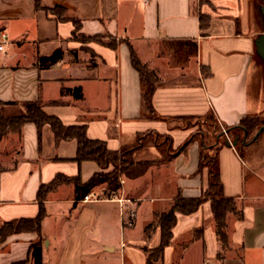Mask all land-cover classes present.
Wrapping results in <instances>:
<instances>
[{"label":"crops","instance_id":"crops-1","mask_svg":"<svg viewBox=\"0 0 264 264\" xmlns=\"http://www.w3.org/2000/svg\"><path fill=\"white\" fill-rule=\"evenodd\" d=\"M39 3L0 0V41L3 34L8 37L5 51H0V114L19 116L23 104L41 102L47 114L65 125H87L88 137L105 141L112 151L133 148L139 136L151 132L170 138L177 150L157 162L163 158L158 146L135 149L134 164L122 175L115 198L95 192L77 203L73 183L49 194L44 264L52 249L60 253L58 264H103L108 260L104 258L118 253L121 264H147L142 247L157 248L161 228L147 238L145 226L179 195L204 201L192 214L177 213L172 243L156 264H264V154L247 158L244 148L223 137L205 145L203 136L194 137V129L177 123V118L213 116L217 124L233 128L264 112L263 81L257 71L263 60L257 39L264 34V20L257 16L254 0ZM57 6L67 9V20L57 21L47 13ZM201 14L210 17L207 30L201 29ZM72 19L81 21L80 33L87 37L110 34L123 42L116 49L98 41L85 43L73 37ZM126 42L160 78L152 107L161 119L152 118L145 108L140 75ZM83 47L95 56L84 53ZM57 50L63 59L41 67L39 59ZM77 87L82 88V99L67 92ZM77 150L76 140H57L50 125L43 127L41 142L32 122L21 134L6 135L0 143V224L36 217L39 187L58 174L87 182L102 171L96 162H76ZM203 155L217 157L224 195L235 198L243 215L227 217L230 246L223 259L212 200L206 198L210 171L201 164ZM130 211L135 217L128 224ZM51 219L58 223L52 235L44 226ZM95 229L100 233L93 234ZM37 240L36 233L10 236L0 246V264H34L30 249Z\"/></svg>","mask_w":264,"mask_h":264},{"label":"trees","instance_id":"trees-1","mask_svg":"<svg viewBox=\"0 0 264 264\" xmlns=\"http://www.w3.org/2000/svg\"><path fill=\"white\" fill-rule=\"evenodd\" d=\"M37 6L40 7L39 0H35ZM47 13L54 17L57 21H65L67 17V9L62 6H57L55 8H47ZM75 25V30L73 32L74 38L87 37L80 33L81 21L79 19H72ZM200 24L202 30H207L210 25V17L205 14L200 15ZM89 41H98L112 49H116L119 43L123 41L117 40L112 35H96L94 37H87ZM88 41V42H89ZM85 43H87L85 41ZM130 51V58L132 66L139 73L143 102L147 111L151 114L152 118L161 119L160 116L154 113L152 107V97L160 82V78L156 71L149 69L146 64H144L133 45L126 42ZM194 52L197 51V44H194ZM64 57V53L61 50H57L53 55L48 57H41L39 63L41 67H48L56 64ZM204 70V68H203ZM66 89H63V94ZM67 92L72 93L76 99H82V88L77 87L74 89H68ZM24 113L19 116L6 117L0 114V143L2 139L11 133H22V129L26 123L32 122L37 126L39 141L41 142L42 130L45 125H50L57 140H76L78 143L77 156L75 161L79 164L85 161L96 162L102 169L101 172L95 174L87 182H83L80 176L69 177L63 174H58L53 181L48 184H42L39 187L37 194V201L40 206V211L36 217L32 218H20L10 221H3L0 224V246L3 245L7 239L15 234L20 233H36L38 235V240L31 246L30 253L33 258L34 264H44L43 257V246L45 241V236L43 234V222L48 215L47 211V201L49 194L55 192L60 186L64 184L75 185V200L76 202L83 201L86 196L90 195L93 190L103 184L107 185L106 195L111 198L116 195L121 188V178L122 175L128 170L130 166L134 164L133 152L131 150L112 151L107 147V143L102 140H93L88 137L87 125H65L62 120L55 115L47 114L41 102H30L23 104ZM209 117V116H207ZM206 117V118H207ZM214 119L213 116H210ZM192 119L191 117L177 118V123L179 127L186 128L182 126L181 121ZM211 124L217 127V122L213 121ZM262 126H260L261 128ZM229 130L227 134L223 135V139L227 143L231 140L232 144L239 147L240 136L250 133V128L248 125V119L244 120L241 126L233 128H225ZM223 131H219L221 134ZM218 134V135H219ZM226 137V138H225ZM168 140L170 138L166 137ZM218 138V136H217ZM242 138V147L245 146ZM230 139V140H228ZM249 142V141H247ZM186 143L182 148V151L188 147ZM241 149V148H240ZM170 159V158H168ZM120 162V165L119 163ZM201 164L209 167L210 171V184L207 192L206 198L212 200L213 215L216 223V232L218 240L221 246V251L219 252V258L223 259V252L227 250L230 246L229 240V226L227 223V217L229 213H235L238 217L242 218L243 215L237 210V203L235 198H228L224 195L223 184L221 182L220 170L217 157H207L203 155ZM110 165L114 166V169L105 172ZM203 198H185L181 195L172 202L171 207L164 212L156 213L155 220L145 226V234L147 238H151L153 231L160 227L161 228V243L157 248L151 249L147 246L142 247V250L146 253L147 264H156L164 259L165 249L171 245L173 240V229L177 223V213L192 214L196 212L201 204L203 203ZM202 231V230H199ZM21 264H27L23 262Z\"/></svg>","mask_w":264,"mask_h":264},{"label":"rangeland","instance_id":"rangeland-1","mask_svg":"<svg viewBox=\"0 0 264 264\" xmlns=\"http://www.w3.org/2000/svg\"><path fill=\"white\" fill-rule=\"evenodd\" d=\"M254 8H255V12L258 13L257 16L259 17L260 21L263 22V20H264V0H254ZM105 35L107 36L109 34H105ZM79 38L82 41H86V42L89 41V39L87 37H79ZM162 47H166V46L163 45ZM83 48H84L83 49L84 53H87V55H89V56H90V54H92L93 57L95 56L87 47H83ZM65 57H67L66 58L67 60H69V58H70L69 56H65ZM91 62L93 63L94 61L92 60ZM258 62H257L258 63L257 71L260 74L261 79L263 81L262 87H263V93H264V61L262 59H259ZM147 67L149 69H151L149 66H147ZM262 100L264 102V95L262 97ZM255 116H258V117H253V118L248 119V125L250 128V133H248L247 141H250L255 136V134L260 129V126H264V112H262L261 114L255 115ZM213 121H215V120L209 116L207 118L206 117L192 118V119L181 121V123H182V126H186V128H192L195 130L194 137H197L200 135L203 136L204 140H205V145H207L208 143L215 142V140L217 141V136H219L218 132L221 130L222 131L225 130V128L223 126H221L220 124L217 125L218 128L211 125L214 123ZM240 137L241 138L239 140V146H240L241 150H242V148H244L243 152L247 158H250L252 153L257 154L258 156L261 154H264V135H262L257 140L256 144L250 148L248 147L249 145L247 147H246V145L242 147L241 141H242L243 135H241ZM228 140H230V139H228ZM135 145H136L135 146L136 148L135 147L126 148L125 150H131L132 152H134L135 149L141 148L142 146H145V147H149V146H153V145L158 146L159 149L161 150V152L163 153V158H160L161 160H157V162H162L165 159H167L168 157L177 153V150L172 149V147L170 146V141L165 136H160V135H157L153 132L139 136V139ZM167 152H169L168 156H167ZM118 163L120 165V162H118ZM110 168H112V170H113L114 166L110 165V167L108 169H110ZM108 169L105 170V172L111 171ZM106 188H107L106 184H103V185L96 187L93 190V192L91 193L92 197H93V193L95 194V192H99L100 196H103V195L105 196L106 193H105L104 189H106ZM54 210H55V208H54ZM83 214L84 213H82V215ZM128 218H129V220L127 219V223L130 224V222L134 219L131 211H130ZM45 224H46V226H45ZM72 225L74 226L75 223ZM44 226L46 227V228L44 227L45 231L47 233H50V235L58 232V223L54 222L53 219H51L50 221L48 220L46 223H44ZM138 230H139V226L136 228V231H138ZM94 231L95 232L93 234H95V235L100 233L96 229ZM88 232H91V230H88ZM110 232H112V229L110 230ZM59 255H60L59 251H53V249H52L50 251V253L47 254L45 257L47 264H58L59 258H60ZM104 259H108V260L101 261V262H103V264H106L107 262L109 264H121V262H122L120 260V254L119 253L118 254H111L108 256V258H104Z\"/></svg>","mask_w":264,"mask_h":264},{"label":"water","instance_id":"water-1","mask_svg":"<svg viewBox=\"0 0 264 264\" xmlns=\"http://www.w3.org/2000/svg\"><path fill=\"white\" fill-rule=\"evenodd\" d=\"M257 47H258V53L259 55L263 58L264 60V34H262L258 39H257ZM229 132V130H224L221 134H219L218 138L222 137L224 134H227ZM264 132V126H262L258 132L255 134V136L249 141L247 142V137L248 134L246 133V135L243 138V143L245 145H249L251 143H253L254 141H256L258 139V137ZM230 144V143H229Z\"/></svg>","mask_w":264,"mask_h":264},{"label":"built area","instance_id":"built-area-1","mask_svg":"<svg viewBox=\"0 0 264 264\" xmlns=\"http://www.w3.org/2000/svg\"><path fill=\"white\" fill-rule=\"evenodd\" d=\"M7 38H8L7 35L3 34L2 40L0 41V51H3V52L5 51V47L4 46L7 43ZM91 197H92V194L86 196L83 201H88ZM113 198H115V195H113ZM132 215H133V217H135V213L134 212H132ZM130 224H131V222H130Z\"/></svg>","mask_w":264,"mask_h":264}]
</instances>
